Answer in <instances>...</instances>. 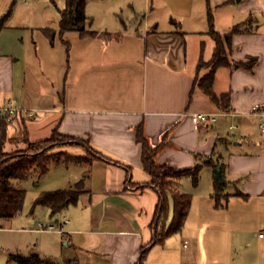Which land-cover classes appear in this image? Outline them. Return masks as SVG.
<instances>
[{
	"label": "crops",
	"instance_id": "crops-1",
	"mask_svg": "<svg viewBox=\"0 0 264 264\" xmlns=\"http://www.w3.org/2000/svg\"><path fill=\"white\" fill-rule=\"evenodd\" d=\"M14 3L6 12L0 6V105L15 98L33 115L21 111L2 125L0 156L57 132L87 140L117 162L61 159L40 176L33 171L15 180L26 192L31 180L36 197L80 181L82 190L54 215L47 206L39 209L42 220L54 219L64 232L36 230L41 219L31 215L8 260L16 261L11 254L37 253L59 264H138L145 247L143 264H264V255L241 243L243 218L227 216L236 198L264 202V129L258 116L264 110V0H126L125 12L99 0L90 14L85 6L87 28L99 34L84 37L75 30L60 33V12L57 21L47 15L33 24L34 7L24 4L15 11ZM209 14L220 33L239 25L231 36V60L255 58L251 67L215 70L212 87L218 96L229 92L227 107L198 85L210 69L199 62L209 61L216 45ZM194 112L211 113L215 120L195 125ZM138 127L161 145L158 164L176 169L202 164L196 186L190 176L173 181L192 195L191 205L182 228L161 242L155 234L169 225L173 199L167 218L151 225L159 196L143 167ZM61 149L83 155L79 145ZM218 165L225 183L216 195ZM202 182L208 197L200 191ZM213 198V207L201 208ZM223 211L226 219L214 222L213 215ZM15 216L0 219V228Z\"/></svg>",
	"mask_w": 264,
	"mask_h": 264
},
{
	"label": "trees",
	"instance_id": "trees-1",
	"mask_svg": "<svg viewBox=\"0 0 264 264\" xmlns=\"http://www.w3.org/2000/svg\"><path fill=\"white\" fill-rule=\"evenodd\" d=\"M86 0H66L65 6L59 9V31L75 30L81 36H95L99 33L96 30L87 28L90 17L85 11ZM211 22L210 33L215 40V48L213 55L209 61L201 60L199 67L208 66L209 71L198 79V85L216 102L223 107L229 105V92L222 93L218 96L213 90V81L215 70L221 65L239 66L244 65L251 67L255 58L250 57L249 61H233L229 56L231 47V36L238 31L239 25H234L229 31L220 33L213 29L212 17L209 14ZM53 34V33H52ZM58 138H66L61 142H76L81 146L84 142L88 145L90 158L84 155H71L66 151L50 152L53 146L57 144ZM137 140L142 143V162L144 169L150 174V185L158 192V202L155 209V214L151 225H158L159 222L165 220L168 214L169 197L173 199V217L169 225L161 230L156 231L155 242H161L165 237L172 233L178 232L188 215L192 195L170 188L171 182L182 176H190L192 184L196 186L199 181V172L202 164H197L191 168L176 169L166 164H158L155 161V154L160 148V144H152L144 135L142 128H137ZM65 159L67 161H82L90 162L93 159H102L111 162H117L102 153L91 149L87 140L82 138L61 135L54 132L47 140L31 144L27 149L19 150L14 153L0 156V219L10 218L21 212L26 196V189L16 186L15 180L26 179L31 172L36 171L40 176L49 168V164L53 161ZM212 165L210 160L205 161ZM225 181L221 178L216 182L217 195L224 187ZM82 181L78 182L75 187L42 191L34 200V205L47 206L52 215L61 211L64 207L77 200L81 189ZM147 254V248L142 247L139 255L138 264H143ZM11 257L17 261V264H59L55 258L43 257L37 253L24 255L21 253L11 254Z\"/></svg>",
	"mask_w": 264,
	"mask_h": 264
},
{
	"label": "rangeland",
	"instance_id": "rangeland-1",
	"mask_svg": "<svg viewBox=\"0 0 264 264\" xmlns=\"http://www.w3.org/2000/svg\"><path fill=\"white\" fill-rule=\"evenodd\" d=\"M65 1L66 0H0V6H2L1 10L8 11L11 4L14 3L13 10L15 8L18 10L20 6L24 7L25 5H29L34 7L35 10V15L31 17L30 21L33 24H36V22H41L42 17L44 16H51L53 22L57 21L59 19V9L63 8L65 6ZM99 0H89L86 6L87 13L90 14V12L94 11V6ZM125 1L126 0H106V2H109L110 5L116 6L117 10L120 11L121 7H123V11L125 12L126 6H125ZM114 4V5H113ZM16 18H18L15 15ZM51 26H54L52 24ZM75 33V32H74ZM71 34H69L70 36ZM76 35V34H73ZM71 37V36H70ZM68 37V39H70ZM254 131L259 133V129L257 128V125H254ZM64 139L66 138H58L57 144L53 146L51 149L52 152H60L65 146L67 145H77L76 142H61L65 141ZM82 148V153L84 156H87L90 158L91 153L89 152L88 145L84 142L81 146ZM25 186L27 188L25 200H24V205L22 212L12 218L8 223L5 228H0V264H17L16 261L14 260H8V252L12 250L13 244H15L18 240H20V235L19 233L22 230L28 229L29 223H28V218L32 216H38L39 219H41V214L39 212V209L42 208L41 205H34V200L36 199V190L33 186V183L31 180H27L25 183ZM204 186L205 182H202L201 184V192L204 193L203 195L208 197L207 194L205 195L204 192ZM187 188H191L192 190V184L187 183L186 185ZM170 188H173L176 190L177 186L174 184V182H171ZM208 199V198H207ZM216 199V198H215ZM215 199H209L206 200L205 203H201L202 207L204 206L209 207V204L213 207L214 204H216ZM225 200H223L224 203ZM206 204V205H205ZM230 207V212H229V218L237 219L243 218V222L245 224V228L243 229L242 233V239L241 243H250L251 246V251L255 252L256 255H264V239L258 237L260 232H264V202L258 199H252L249 202H244L240 200L239 198H236L233 203L229 205ZM228 213V212H225ZM221 214L220 216H218ZM216 215V216H215ZM49 218V217H48ZM172 218V216H171ZM213 218H215L214 222H218L220 220H223L225 218L224 216V211L223 212H218L213 215ZM226 219V218H225ZM51 221H54V219H49ZM171 220V219H170ZM169 220V221H170ZM222 221H220L221 223ZM168 226V223H167ZM229 255L231 258L234 256V249H229Z\"/></svg>",
	"mask_w": 264,
	"mask_h": 264
},
{
	"label": "built area",
	"instance_id": "built-area-1",
	"mask_svg": "<svg viewBox=\"0 0 264 264\" xmlns=\"http://www.w3.org/2000/svg\"><path fill=\"white\" fill-rule=\"evenodd\" d=\"M21 111H24L28 117L33 115L30 110L20 107L17 104V100L15 98L6 99V101L0 105V130L4 123H11ZM234 116L235 113H231V117ZM258 116L260 128L264 129V110L259 111ZM191 117L195 125H199L201 123L210 124L215 120V115L205 112H194L191 114ZM234 126L235 125L232 124V127ZM35 229L38 231L64 232V229L60 223L42 219L37 222ZM259 236L264 238V232H260ZM186 242L187 241L184 243L185 245Z\"/></svg>",
	"mask_w": 264,
	"mask_h": 264
},
{
	"label": "water",
	"instance_id": "water-1",
	"mask_svg": "<svg viewBox=\"0 0 264 264\" xmlns=\"http://www.w3.org/2000/svg\"><path fill=\"white\" fill-rule=\"evenodd\" d=\"M215 176L218 181L221 180V167L219 165L215 167Z\"/></svg>",
	"mask_w": 264,
	"mask_h": 264
}]
</instances>
